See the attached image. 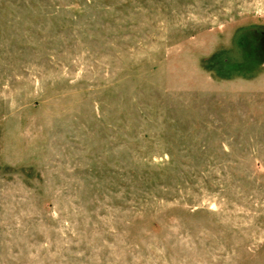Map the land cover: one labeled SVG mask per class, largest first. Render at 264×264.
<instances>
[{
  "label": "rangeland",
  "instance_id": "rangeland-1",
  "mask_svg": "<svg viewBox=\"0 0 264 264\" xmlns=\"http://www.w3.org/2000/svg\"><path fill=\"white\" fill-rule=\"evenodd\" d=\"M0 264H264V0H0Z\"/></svg>",
  "mask_w": 264,
  "mask_h": 264
}]
</instances>
